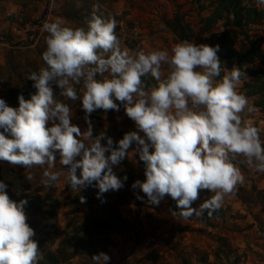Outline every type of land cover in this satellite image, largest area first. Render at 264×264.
I'll list each match as a JSON object with an SVG mask.
<instances>
[{"label": "clouds", "instance_id": "clouds-1", "mask_svg": "<svg viewBox=\"0 0 264 264\" xmlns=\"http://www.w3.org/2000/svg\"><path fill=\"white\" fill-rule=\"evenodd\" d=\"M255 3L264 6V0ZM116 29L115 18L96 13L87 29L60 21L43 24L45 66L25 77L35 92L29 99L20 94L18 108L0 99V162L26 169L47 165L43 187L52 188L66 174L71 191L95 187L103 203V194L120 190L128 179L114 168L138 157L134 160L143 162L145 179L131 185L137 200L159 206L167 196L176 203L172 217H211L244 182L235 158L264 173L260 129L241 117L245 109L255 111L237 91L246 72L225 67L221 77L218 44L183 40L170 50L130 52L121 48ZM148 77L156 81L150 88L144 83ZM65 101H80L87 124L83 131L71 123L72 108ZM120 105L135 130L118 141L105 132L95 134L91 114L119 112ZM57 158L61 170L51 171ZM7 188L0 180V264H39V243L25 211L28 201H13ZM201 192L211 195L194 207ZM86 202L80 196V203ZM91 260L109 264L111 257L100 252Z\"/></svg>", "mask_w": 264, "mask_h": 264}, {"label": "rangeland", "instance_id": "rangeland-1", "mask_svg": "<svg viewBox=\"0 0 264 264\" xmlns=\"http://www.w3.org/2000/svg\"><path fill=\"white\" fill-rule=\"evenodd\" d=\"M219 1L0 0V99L10 102L7 105L13 108H18L20 94L27 99L24 92L26 88H33V82L25 80L26 75L29 70L38 71L45 66L42 60L48 35L42 31L45 22L60 21L63 26L87 29V20L93 13L105 19L115 18L121 48L148 53L170 50L183 40L207 45L216 42L214 34L224 30L225 21L206 32L204 20ZM249 2L257 6L255 0ZM183 26H190L191 32L184 30ZM250 36L256 40L257 46L264 49V24L251 26ZM241 46V42L237 43L238 48ZM225 67L231 70L234 66L222 63L221 77ZM246 68L264 69V66L257 60ZM164 71L166 73L167 66H164ZM148 80L149 88L156 84L153 78L148 77ZM243 86L242 80L238 93L242 94ZM65 102L72 108L71 123L83 131L87 124L80 101ZM116 103L119 104L118 101ZM248 104L253 107L252 100L248 99ZM117 117L121 119L118 121ZM241 117L245 124L260 129L264 146V112L255 108L249 113L245 109ZM90 119L100 132L107 133L116 141L122 139L126 132L135 130L134 122L126 116L123 105H120L119 112L95 111ZM134 159L138 160V157L130 156L120 168H114L117 176L128 177L123 188L103 194L106 201L103 203L97 199L96 188L90 192L89 203L78 206L77 215L73 213L75 206L71 200L82 196L83 192L89 191L88 188L79 193L71 191L65 185L66 174L61 175L52 188H45L42 180L43 172L49 170L47 165L26 169L0 162V180L7 183V194H15L28 203L40 201L47 210L45 213H26L29 226L36 232L35 239H41V243L38 241L41 259L47 251H56L62 239L75 235L74 226L95 217L101 219V233L108 238L104 253L111 257L109 264H187V261L192 264H264V173L255 172L241 163L243 157L235 158L239 160L234 164L240 168L244 182L225 198L221 207L224 214L207 222L196 216L184 220L171 216L176 203L170 197L166 196L159 206L136 199L131 185L137 179L143 181L145 176L143 162L135 163ZM61 167L57 158L51 171H60ZM29 174L33 176L31 181L26 179ZM135 192L144 195L139 189ZM210 195L201 192L200 201L193 206H198ZM115 216L121 217L127 230H111V224L116 222ZM102 219L107 220L106 225ZM81 236L86 237L85 234ZM91 256L79 251L69 264H93Z\"/></svg>", "mask_w": 264, "mask_h": 264}, {"label": "trees", "instance_id": "trees-1", "mask_svg": "<svg viewBox=\"0 0 264 264\" xmlns=\"http://www.w3.org/2000/svg\"><path fill=\"white\" fill-rule=\"evenodd\" d=\"M223 20L225 21L224 30L221 33L214 34L216 42L213 41L209 46L218 44L220 46L218 56L222 63L226 62L230 66H237L241 71L246 72L247 76L242 77L244 81L242 94L253 101L254 108L264 112V69H245L246 65L253 64L257 60H260V63L264 66V49L260 45L257 46L256 40L251 39L250 36L251 26L264 24V6L262 8L254 6L250 4L249 0H220L211 14L205 18L204 30L208 32L214 29V27ZM183 29L191 32L190 26H183ZM240 42L242 46L238 48L237 43ZM244 43H246V45H244ZM144 83L149 86L150 82L148 78L144 80ZM34 92V88H26L24 93L26 94V98L29 99L30 94ZM12 98L13 97H11V99ZM13 101L15 100H12V102ZM7 103L10 102H6V104ZM96 111H102V109ZM94 128L95 134H99V128L97 126H94ZM232 162L238 163L239 160L234 159ZM88 189L89 191L83 192L82 194L83 197H86V203H89L88 201L91 197L90 192L96 188L89 186ZM8 196L15 202L24 200L17 198V196L12 193H9ZM71 201L75 206L73 213L77 215L79 212L78 206L83 205L80 203V197H76ZM25 211L26 213H32L34 211L45 213L47 210L45 209L44 203L33 201L27 203ZM223 214V208H220L211 217L205 214L203 220L207 222L212 217L217 218ZM115 217L116 222L111 224V230H127L128 228L124 225L121 217ZM103 222L106 225L107 220H103ZM92 226L94 227L93 229H91ZM108 228L109 223L108 226H106L107 230ZM73 229L75 235L67 236L62 239L56 251H47L44 258L39 259V264H69L71 260L78 255L79 251H84L92 256L105 251L108 238L101 233L103 224L100 218H87L81 225L74 226ZM81 234H85L86 237L81 236ZM37 241L41 243V239H37ZM186 263L192 264L188 261Z\"/></svg>", "mask_w": 264, "mask_h": 264}]
</instances>
